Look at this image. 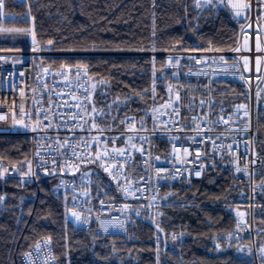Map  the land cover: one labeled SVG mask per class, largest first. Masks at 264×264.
I'll return each instance as SVG.
<instances>
[{
  "label": "trees",
  "instance_id": "obj_1",
  "mask_svg": "<svg viewBox=\"0 0 264 264\" xmlns=\"http://www.w3.org/2000/svg\"><path fill=\"white\" fill-rule=\"evenodd\" d=\"M256 2L255 15L264 34V0ZM6 9L34 17L39 48L84 52L42 56L35 63L38 70L48 65L86 66L93 80L99 128L118 129L127 115L136 116L140 128H148L152 108L168 97L182 108L185 119L197 113L236 119L242 103H250L244 83L188 79L182 67H167L162 55L134 53L235 48L243 23L226 0L201 5L196 0H27L22 5L6 0ZM7 25L25 28L28 22L9 20ZM28 39L25 30L0 31V48H27ZM255 131V150L262 159L256 173L262 192L256 199L255 225L264 229V77L256 92ZM131 138L114 136L110 147L132 149L136 164L131 171H144L139 159L144 138ZM171 141L154 139V154L167 160ZM29 159L28 137L0 135V161L25 173ZM233 164L228 154L215 159L208 153L202 179L164 184L155 210L130 206V212L136 210L164 231L166 249L161 232L132 213L127 232L114 236L99 234L96 223L83 227L67 218L65 196L52 191L61 175L75 178L81 189L89 191L90 208L114 201L113 181L95 166L61 167L58 175L37 176V184L1 178L0 264H16L15 255L24 254L45 236L60 264H257L254 258L238 256L236 247L242 240L231 239L247 193V183L233 173ZM87 177L90 183L85 185Z\"/></svg>",
  "mask_w": 264,
  "mask_h": 264
},
{
  "label": "built area",
  "instance_id": "obj_2",
  "mask_svg": "<svg viewBox=\"0 0 264 264\" xmlns=\"http://www.w3.org/2000/svg\"><path fill=\"white\" fill-rule=\"evenodd\" d=\"M14 1L22 5L27 0ZM4 3L5 7L0 9V31L25 30L29 32V45L21 49L0 48V117H4L0 119V135L28 137L30 159L25 173H19L14 166L0 161V179L37 184V176L58 175L61 167H97L114 183L116 195L113 202L90 208L89 191L81 189L75 178L66 175L57 178L52 191L55 195L65 196L64 208L71 221L87 227L96 219L99 234L114 236L127 232L130 204H139L145 210L155 208L164 188L163 180L178 184L189 179H202L204 159L208 153L215 159H222L228 154L234 162L233 173L248 187L245 205L239 209L231 239L255 238L254 211L256 199L262 191V185L256 181V173L262 166V159L255 150L254 103L257 88L264 77V34L255 15V0H226L232 14L243 23L238 44L233 49L134 52L162 55L166 58L167 67H182L188 79L244 83L252 105L248 116L240 114L236 120L229 114H221L211 119L197 113L185 119L182 108L168 97L152 108L148 128H140L136 116L127 115L118 129L92 126L94 88L87 68L80 65L36 68L38 57L84 52L39 48L34 17L29 13L24 16L11 14L7 12L6 0ZM9 20H26L28 25L25 28H9ZM246 40L248 48H245ZM184 58L188 59L185 63ZM257 58H260L259 63ZM174 108L178 109V116L173 114ZM114 136L144 138L145 145L139 148L144 171H131L136 164L132 149L110 147ZM160 137L172 140L169 158L165 161L157 157L153 150L154 139ZM119 150H123L124 154L120 155ZM98 153L100 159L96 158ZM89 183L90 177L85 178L84 184ZM15 263L60 264V261L54 256L51 239L45 236L24 254L15 255Z\"/></svg>",
  "mask_w": 264,
  "mask_h": 264
},
{
  "label": "rangeland",
  "instance_id": "obj_3",
  "mask_svg": "<svg viewBox=\"0 0 264 264\" xmlns=\"http://www.w3.org/2000/svg\"><path fill=\"white\" fill-rule=\"evenodd\" d=\"M196 1L199 5L203 3H210L209 0H196ZM212 1L214 0H211V2ZM18 59L22 60L21 58ZM259 61L260 58H257V63H259ZM255 104H256V100H255ZM242 106H243L241 107L242 113H248V110H250V103L247 104L246 102H243ZM254 111H255V107H254ZM158 205L159 202L156 205V207ZM153 210H155V208ZM257 230L258 233L256 234L254 239H243L240 243H238L236 247V254L246 259L254 258L257 264H264V229L258 228Z\"/></svg>",
  "mask_w": 264,
  "mask_h": 264
},
{
  "label": "snow or ice",
  "instance_id": "obj_4",
  "mask_svg": "<svg viewBox=\"0 0 264 264\" xmlns=\"http://www.w3.org/2000/svg\"><path fill=\"white\" fill-rule=\"evenodd\" d=\"M209 2H211V0H209ZM5 7V3H4V0H0V9H3ZM0 16H2V13H0ZM52 43V41H49V44H51ZM259 47V46H258ZM245 63L247 64V58H245ZM86 67V66H85ZM80 74V72H79V68H78V70H77V75H79ZM85 75H87V71H85V73H84ZM177 100H179V96H177ZM201 104H203V101H201ZM241 107H243V106H241ZM96 110H95V108H93V112H95ZM173 114L174 115H179V111H178V109L177 108H174L173 109ZM245 115H247V113H245ZM4 117H0V119H3ZM93 119V124H92V126L94 127V128H96L97 127V125L95 124V121H94V118H92ZM129 119H133V118H129ZM193 119H195V117H193ZM125 121H121V123H124ZM50 126V125H49ZM196 127L197 128H199V125H196ZM35 130V129H34ZM101 131H103V129H100ZM129 139L131 140L132 138L131 137H129ZM119 154L120 155H123L124 153H123V150H119ZM105 155H106V153H105ZM97 159H100L101 158V155L98 153L97 154V157H96ZM106 171H107V169H105ZM197 175H199V173H197ZM3 198L2 197H0V200H2ZM77 219H79V217H77Z\"/></svg>",
  "mask_w": 264,
  "mask_h": 264
},
{
  "label": "water",
  "instance_id": "obj_5",
  "mask_svg": "<svg viewBox=\"0 0 264 264\" xmlns=\"http://www.w3.org/2000/svg\"><path fill=\"white\" fill-rule=\"evenodd\" d=\"M164 182L165 183H169V181L168 180H164ZM132 215H134L137 219H139V220H142V221H144V222H146V223H149V224H151V225H153L154 227H156L160 232H161V234H162V239H163V242L165 243V249L168 247V244H167V242H166V235H165V233H164V231L158 226V225H156L152 220H150V219H148V218H145L144 216H142L139 212H137L136 210H132Z\"/></svg>",
  "mask_w": 264,
  "mask_h": 264
},
{
  "label": "bare ground",
  "instance_id": "obj_6",
  "mask_svg": "<svg viewBox=\"0 0 264 264\" xmlns=\"http://www.w3.org/2000/svg\"><path fill=\"white\" fill-rule=\"evenodd\" d=\"M183 50H186V49H183ZM166 66H167V65H166ZM65 210H66V209H65ZM67 214H68V212H67V210H66V215H67ZM67 218H68V215H67ZM68 219H69V218H68ZM69 220H70V219H69ZM93 221H94L93 223H95V222L98 223V221H97L96 219H93ZM96 225H97V224H96ZM127 230H128V228H127ZM257 232H258V230H257Z\"/></svg>",
  "mask_w": 264,
  "mask_h": 264
},
{
  "label": "crops",
  "instance_id": "obj_7",
  "mask_svg": "<svg viewBox=\"0 0 264 264\" xmlns=\"http://www.w3.org/2000/svg\"><path fill=\"white\" fill-rule=\"evenodd\" d=\"M245 48H248V40L245 42Z\"/></svg>",
  "mask_w": 264,
  "mask_h": 264
}]
</instances>
